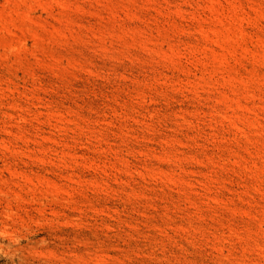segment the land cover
<instances>
[{
	"label": "rangeland",
	"instance_id": "rangeland-1",
	"mask_svg": "<svg viewBox=\"0 0 264 264\" xmlns=\"http://www.w3.org/2000/svg\"><path fill=\"white\" fill-rule=\"evenodd\" d=\"M0 264H264V0H0Z\"/></svg>",
	"mask_w": 264,
	"mask_h": 264
}]
</instances>
